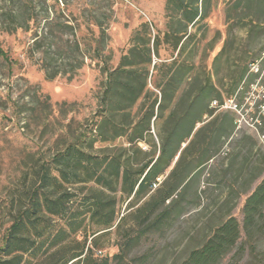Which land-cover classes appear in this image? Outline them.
<instances>
[{
	"label": "trees",
	"instance_id": "trees-1",
	"mask_svg": "<svg viewBox=\"0 0 264 264\" xmlns=\"http://www.w3.org/2000/svg\"><path fill=\"white\" fill-rule=\"evenodd\" d=\"M164 1L167 30L163 39L175 51L185 38L177 54L181 56L187 39L194 37L187 32L188 27L207 17L211 1ZM241 1L255 2L256 7L264 4V0H233V8ZM13 13L12 18L21 19V24L11 22L3 31H32L34 41L28 52L40 54L37 63L47 80L63 75L72 79L86 59L107 64L109 56L102 54L104 31L99 32L92 47L90 40L77 36L78 25L68 20L58 25L62 32H71L79 58L75 65L66 62L71 58L66 57L55 66L46 51H40L52 20L28 4ZM253 27L260 29L259 25ZM86 29L92 35V29ZM133 42L116 67L100 68L105 81L89 129L34 172L36 181L26 203L13 215L0 239V264H31V257L39 261L47 258V264H108L107 258L97 259L93 254L98 251L100 235L107 233L119 217L120 202L129 201V212L120 222L132 217L138 236L167 228L184 210L180 208L183 195L198 182L202 166L219 151L222 138L230 132L232 117L226 114L219 122L218 116H213L218 107L211 104H221L220 91L211 80L210 70L194 66L189 55L154 65L150 77H154L157 92L149 89L150 37L136 35ZM157 45L155 37L156 54ZM0 59L8 67L17 63L1 48ZM218 60L216 57L212 68ZM246 70L243 66L232 78L230 95L243 81ZM207 118L211 119L204 122ZM96 143L106 145L96 147ZM194 196L197 199L196 192ZM241 212L245 244L253 254L261 243L264 252V176L245 198ZM239 238V224L229 216L179 264H220L236 248ZM243 253L241 245L237 254L242 257ZM125 256L120 248L113 258L120 263Z\"/></svg>",
	"mask_w": 264,
	"mask_h": 264
},
{
	"label": "rangeland",
	"instance_id": "rangeland-1",
	"mask_svg": "<svg viewBox=\"0 0 264 264\" xmlns=\"http://www.w3.org/2000/svg\"><path fill=\"white\" fill-rule=\"evenodd\" d=\"M210 1L207 17L188 27L187 32L194 37L187 39L179 56L185 38L175 51L163 39L167 30L164 0H0V48L17 62L8 67L0 59V239L13 215L26 203L39 165L89 129L105 81L100 71L104 64L97 59H86L72 79L63 75L47 80L37 63L40 54L28 52L34 41L32 31H3L11 22L21 24V19L12 18L13 12L28 4L52 20L53 26L47 31L46 40L41 41L40 51H46L53 65L58 66L66 57H71L66 62L75 65L79 58L71 32H62L58 26L66 20L79 26L77 36L90 40L92 47L99 32H105L102 54L109 56L104 66L110 68L127 54L136 35L150 37L149 89L157 92L152 84L154 77H150L154 65L189 55L194 66L210 70L211 80L220 91L221 104H211L218 107L213 116L217 115L219 122L224 121L226 114L232 117L230 132L222 138L219 151L202 166L198 182L183 195L181 215L165 229L138 236L132 217L120 222L129 212V201L120 202L114 226L104 235L97 233L101 235L93 257L107 258L108 264H179L231 216L239 224L240 238L220 264H264L261 243L253 254L245 244L241 212L245 198L264 176V4L256 7L255 2L241 1L233 8V0ZM43 25L39 26V36ZM87 27L92 29V35ZM155 37L157 54L153 52ZM216 57L219 60L212 68ZM243 66L247 68L243 81L230 95L232 78ZM99 145L106 144H95ZM261 222L264 225V216ZM241 245L242 257L237 254ZM120 248L126 256L119 263L113 256ZM30 259L31 264H47V258Z\"/></svg>",
	"mask_w": 264,
	"mask_h": 264
},
{
	"label": "built area",
	"instance_id": "built-area-1",
	"mask_svg": "<svg viewBox=\"0 0 264 264\" xmlns=\"http://www.w3.org/2000/svg\"><path fill=\"white\" fill-rule=\"evenodd\" d=\"M254 70L257 72L258 71V68L257 67H254ZM229 103L231 104V101H229Z\"/></svg>",
	"mask_w": 264,
	"mask_h": 264
},
{
	"label": "water",
	"instance_id": "water-1",
	"mask_svg": "<svg viewBox=\"0 0 264 264\" xmlns=\"http://www.w3.org/2000/svg\"><path fill=\"white\" fill-rule=\"evenodd\" d=\"M184 147V146H183Z\"/></svg>",
	"mask_w": 264,
	"mask_h": 264
}]
</instances>
